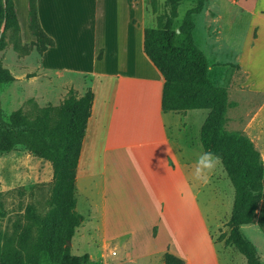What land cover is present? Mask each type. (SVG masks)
I'll list each match as a JSON object with an SVG mask.
<instances>
[{"label": "crops", "instance_id": "1", "mask_svg": "<svg viewBox=\"0 0 264 264\" xmlns=\"http://www.w3.org/2000/svg\"><path fill=\"white\" fill-rule=\"evenodd\" d=\"M246 14L249 41L231 63L241 80L224 78L222 70L215 77L227 89L224 129L245 136L264 166V11L253 6ZM148 21L143 12L138 20L129 17L128 27L115 31L111 43L99 49L102 57L94 62L101 66L88 74L86 84L81 81L80 89L73 86L79 96L88 89L93 93L76 167L75 195L81 191L90 197L96 191L102 242L116 243L129 261L161 258L170 252L190 264L183 249L186 242L182 244L175 234L181 233L182 225L186 228L189 200L198 214L191 182L204 152L200 129L208 110L162 111L163 78L143 52L144 29L155 27ZM216 33L212 37L220 41ZM198 219L204 252L218 264L215 245Z\"/></svg>", "mask_w": 264, "mask_h": 264}, {"label": "rangeland", "instance_id": "2", "mask_svg": "<svg viewBox=\"0 0 264 264\" xmlns=\"http://www.w3.org/2000/svg\"><path fill=\"white\" fill-rule=\"evenodd\" d=\"M195 1L180 3L175 27ZM231 1L208 0L206 9L194 16V41L205 54L213 76L222 70L224 78L241 80V73L231 63L249 41L250 17L246 11L253 6L258 12L264 11V0ZM13 2L19 31L6 32V47L0 51V64L14 78L12 82L0 84V119L4 121L18 109L29 116L36 108L58 106L67 94L64 90L73 86L80 89L95 66H101L94 62V58L99 61L102 57L99 49L111 43L115 31L128 27L129 17L135 15L138 20L143 12L148 24L156 26L157 18L166 10L163 0H154V3L151 0H36L39 23L55 42V47L43 58V54H38L35 49V38L28 26V1ZM216 31L220 41L212 37L218 34ZM217 166L207 184L201 183L196 188L199 182H191L199 215L189 200L186 228L182 225L181 233L175 234L176 239L180 237L182 244L186 242L183 249L190 257V264H214L204 252L205 238L195 223L198 216L197 221H203L215 245L217 263L246 264L244 257L225 242L234 191L221 164ZM51 191L49 162L23 149L0 154V231L11 234L15 223L27 222L29 211L44 215L49 209ZM75 200L76 212L82 222L68 246L71 254H88L86 264H161V258L156 256L134 263L125 257L116 243L102 242L100 197L96 191L90 197L78 191ZM242 233L264 264V201L258 206L254 223L242 227ZM155 235L154 227L152 236ZM43 264L47 262L44 260Z\"/></svg>", "mask_w": 264, "mask_h": 264}, {"label": "trees", "instance_id": "3", "mask_svg": "<svg viewBox=\"0 0 264 264\" xmlns=\"http://www.w3.org/2000/svg\"><path fill=\"white\" fill-rule=\"evenodd\" d=\"M27 1L28 26L35 49L42 55L54 47V41L39 23L36 0ZM163 1L166 10L157 18L156 26L143 32V52L163 78L161 109L164 113L208 110L200 143L204 152L220 157L234 191L225 242L244 257L246 264H262L242 227L254 223L258 206L264 201V166L245 136L224 129L227 89L213 76L205 54L194 41V16L202 12L207 0H196L176 27L177 9L184 0ZM7 31H19L16 10L13 0H0V51L6 47ZM13 80L0 64V84ZM92 101L91 90L79 96L70 88L58 106L36 108L29 116L18 109L8 121L0 119V154L23 149L49 162L52 168L49 209L44 215L29 211L27 222L15 223L9 235L0 231V264L88 262V254H71L66 242L82 222L75 210V173ZM161 264L185 262L165 252Z\"/></svg>", "mask_w": 264, "mask_h": 264}, {"label": "clouds", "instance_id": "4", "mask_svg": "<svg viewBox=\"0 0 264 264\" xmlns=\"http://www.w3.org/2000/svg\"><path fill=\"white\" fill-rule=\"evenodd\" d=\"M218 164H220V157L218 155L211 151L201 153L195 164L193 179L207 184ZM113 255H115V252Z\"/></svg>", "mask_w": 264, "mask_h": 264}, {"label": "water", "instance_id": "5", "mask_svg": "<svg viewBox=\"0 0 264 264\" xmlns=\"http://www.w3.org/2000/svg\"><path fill=\"white\" fill-rule=\"evenodd\" d=\"M176 32H178V31H176ZM66 246L67 247L70 246V242L69 241L66 242Z\"/></svg>", "mask_w": 264, "mask_h": 264}]
</instances>
